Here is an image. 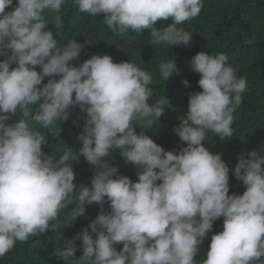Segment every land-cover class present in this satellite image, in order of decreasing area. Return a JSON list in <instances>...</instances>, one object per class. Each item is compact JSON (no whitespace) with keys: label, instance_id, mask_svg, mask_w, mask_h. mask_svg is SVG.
<instances>
[{"label":"clouds","instance_id":"clouds-1","mask_svg":"<svg viewBox=\"0 0 264 264\" xmlns=\"http://www.w3.org/2000/svg\"><path fill=\"white\" fill-rule=\"evenodd\" d=\"M73 3L82 13L103 16L121 37L150 30L151 44L168 46H190L193 34L178 26L203 7V0ZM64 4L17 0L6 12L13 0H0V56L5 57L0 60V257L17 241L56 230L61 215L71 226L95 202L101 206L95 219L56 249L66 264H264V148L262 155L252 150L247 159L239 157L233 174L246 190L230 195L229 166L222 154L204 145L208 132L220 141L233 137L246 78L237 76L224 53L195 54L190 71L200 77L202 91L189 95L186 122L174 128L187 146L178 154L166 151L145 131H135L134 121L150 127L165 111L166 98L149 103L153 76L131 61L116 63L108 54H93L80 66L72 63L85 45L75 39L58 43ZM46 13L53 14L51 22ZM169 17L171 25L154 27ZM49 23L56 26L55 34ZM177 70L175 60L159 65L165 81ZM182 83L189 86L187 80ZM76 106L86 113L80 147H66L54 158L43 151L48 139L36 126L54 128ZM17 115V122L6 123ZM116 150L140 169L136 182L107 163ZM80 157L96 168L91 187L74 183L73 163ZM105 203L109 212L103 210ZM221 217L223 231L212 235L206 258L196 261L198 246ZM77 238L82 240L79 259Z\"/></svg>","mask_w":264,"mask_h":264},{"label":"trees","instance_id":"trees-1","mask_svg":"<svg viewBox=\"0 0 264 264\" xmlns=\"http://www.w3.org/2000/svg\"><path fill=\"white\" fill-rule=\"evenodd\" d=\"M16 3L17 0H13V5L5 11H12ZM60 14L64 26L62 35L57 37L58 43L63 46L67 40L75 39L85 45L78 59L72 62L76 66H80L93 54H108L116 63L131 61L153 76V83L149 85L153 95L149 103L155 104L165 98L168 103L165 99L164 113L159 120L153 119L150 127H143V121H134L135 131L137 134L145 131L166 151L177 154L187 144L180 141L174 128L186 122L189 95L202 91L197 83V78L200 77L190 71L192 57L201 51L209 55H227L228 64L236 69L237 76L246 78L247 90L242 94V102L234 112L233 137L220 141L214 132H208L204 145L213 154H222L223 161L229 166V194H243L245 186L234 176L233 169L241 155L247 159L250 151L257 150L260 154L259 150L264 148V0H203L200 14L178 26L193 34L190 46L153 45L150 30L143 33L130 31L127 36L121 37L106 25L103 16L93 17L80 12L73 0H65ZM52 15L46 13L50 22ZM172 23L173 20L169 17L167 20H158L154 27L160 29ZM48 28L55 34L54 24L49 23ZM3 59L5 57L0 56V60ZM168 60H175L178 70L177 74L165 81L159 74V65ZM36 70L41 71L38 66ZM184 80L189 82V86L182 83ZM47 82L48 78L45 77L43 83ZM85 116L86 113L76 106L69 110V119L57 122L54 128L43 129L36 126L48 139V143L42 146L43 151L58 159L66 147L78 150V137L83 132ZM19 118V115L13 116L6 123H15ZM108 159H112L107 163L118 169V175L127 176L133 182L138 180L137 172L140 169L126 162L119 150L113 151ZM73 171L75 184L91 187L95 166L80 157L78 162L73 163ZM74 206L70 205L65 211H70ZM85 207V215L78 217L71 226L66 225L65 217L61 215L56 230L30 236L27 242L17 241L12 250L0 257V264H66L63 258L58 257L56 249L62 245L63 240H70L87 228L101 210V206L95 202ZM103 210H111L108 203L104 204ZM222 231L223 217L213 222V229L198 246L199 251L194 257L196 261L206 258L212 235ZM89 234L96 238L90 228ZM74 243L75 259H79L82 255V240L77 238ZM115 247L120 251L123 244Z\"/></svg>","mask_w":264,"mask_h":264}]
</instances>
